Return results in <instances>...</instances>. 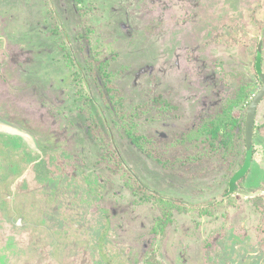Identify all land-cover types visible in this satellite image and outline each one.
I'll list each match as a JSON object with an SVG mask.
<instances>
[{"label": "rangeland", "instance_id": "obj_1", "mask_svg": "<svg viewBox=\"0 0 264 264\" xmlns=\"http://www.w3.org/2000/svg\"><path fill=\"white\" fill-rule=\"evenodd\" d=\"M257 70L264 0H0V264H264ZM220 116L237 161L169 159Z\"/></svg>", "mask_w": 264, "mask_h": 264}, {"label": "trees", "instance_id": "obj_2", "mask_svg": "<svg viewBox=\"0 0 264 264\" xmlns=\"http://www.w3.org/2000/svg\"><path fill=\"white\" fill-rule=\"evenodd\" d=\"M259 50L257 51V53ZM258 64V63H256ZM260 70H257V72ZM214 130L211 132L206 129L205 126H202L198 130H196L195 135L178 137L176 141L174 140L171 145V149L167 152L169 154V159L173 162H184L186 159H189L191 154L184 149H176V147H182L183 143L186 141L188 144L194 145L193 149L200 146L206 150L209 154L205 158V161L210 159L213 151H217L215 153L219 154V163L223 165L231 166L232 163L242 154L240 145V134L237 131L239 129L240 124L238 119L234 117H223L220 116L218 120L213 122ZM236 130V131H235ZM235 131V132H234ZM210 132V133H209ZM138 147L142 148L144 142H141L138 138L131 139ZM231 146L228 148L230 142ZM213 146V147H212ZM228 146V147H227ZM202 153L201 150H196V153ZM199 157H202V155ZM197 161V160H196ZM231 184V183H230ZM231 188L235 189L233 184H231Z\"/></svg>", "mask_w": 264, "mask_h": 264}, {"label": "water", "instance_id": "obj_3", "mask_svg": "<svg viewBox=\"0 0 264 264\" xmlns=\"http://www.w3.org/2000/svg\"><path fill=\"white\" fill-rule=\"evenodd\" d=\"M257 61L259 62V60ZM258 75L262 81V86L257 91V93L253 96V98L250 100L248 108H247L245 122H244V142H245V148H246L245 158H244V162L241 168L234 174V176L231 179L230 183L233 184L234 188H235V180L237 178L242 177L249 170L252 164L255 113H256V109H257L259 102L264 97V74L261 71H258ZM4 125H5V129L9 126L7 124H4ZM14 129L17 131V133L19 132L18 134L25 137V134L21 133L19 129L17 128H14ZM235 191L245 196H254L257 194V192L251 193V192H247L244 190H238V189H235Z\"/></svg>", "mask_w": 264, "mask_h": 264}, {"label": "crops", "instance_id": "obj_4", "mask_svg": "<svg viewBox=\"0 0 264 264\" xmlns=\"http://www.w3.org/2000/svg\"><path fill=\"white\" fill-rule=\"evenodd\" d=\"M257 111V110H256ZM255 119H256V113H255ZM254 124H255V120H254ZM253 142H254V133H253ZM231 182V181H230Z\"/></svg>", "mask_w": 264, "mask_h": 264}]
</instances>
